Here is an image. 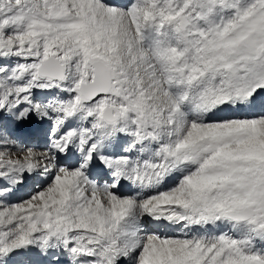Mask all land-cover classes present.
Returning a JSON list of instances; mask_svg holds the SVG:
<instances>
[{
	"label": "snow or ice",
	"instance_id": "6c2138e0",
	"mask_svg": "<svg viewBox=\"0 0 264 264\" xmlns=\"http://www.w3.org/2000/svg\"><path fill=\"white\" fill-rule=\"evenodd\" d=\"M0 264H264V0H0Z\"/></svg>",
	"mask_w": 264,
	"mask_h": 264
}]
</instances>
